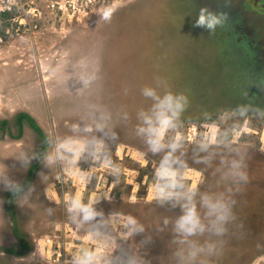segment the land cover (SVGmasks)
I'll return each instance as SVG.
<instances>
[{
	"label": "rangeland",
	"instance_id": "rangeland-1",
	"mask_svg": "<svg viewBox=\"0 0 264 264\" xmlns=\"http://www.w3.org/2000/svg\"><path fill=\"white\" fill-rule=\"evenodd\" d=\"M16 2L0 12V122L8 121L0 123V168L22 190L14 198L0 187V264H52L56 245L65 264H73L82 249L98 252L100 264H126L129 256L136 264H181L177 252L188 245L178 243L172 226L180 209L161 206L152 194L161 154L149 152L135 133L137 111L151 104L141 95L145 86L188 98L177 153L187 161L186 183L203 179L202 191L230 189L235 200L228 233L211 237L217 254L192 264H264V114L242 117L237 111L240 104L264 109L263 78L246 81L243 69L254 73L264 64V0ZM202 6L225 13L224 26L212 33L194 27ZM108 10L114 11L105 20ZM20 112L42 133L18 121ZM97 123L105 124L103 132L95 130ZM67 136L102 137L118 176L88 154L75 167L67 159L48 163L46 156H55ZM202 142L211 145L207 151L200 150ZM237 154L245 155L248 182L227 185L221 161ZM81 173L91 182L84 183ZM69 194L85 201L100 197L96 208L103 215L88 223L73 220L66 212ZM129 215L143 233L126 234L122 223Z\"/></svg>",
	"mask_w": 264,
	"mask_h": 264
},
{
	"label": "clouds",
	"instance_id": "clouds-1",
	"mask_svg": "<svg viewBox=\"0 0 264 264\" xmlns=\"http://www.w3.org/2000/svg\"><path fill=\"white\" fill-rule=\"evenodd\" d=\"M114 10L103 13V18L108 20ZM227 15L223 12L213 11L207 6H202L194 20V27L206 29L209 33L215 32L218 27L224 26ZM93 77L84 81L85 85L91 82ZM141 95L151 101L147 107H141L136 113L138 123L135 126V133L143 139L149 152L153 155L161 154L153 169L152 194L153 199L161 206L165 204L180 209L172 221L173 232L179 238L178 243L187 244L183 251H178L177 256L181 264H192L197 257L202 255L213 256L218 252L217 240L211 237L222 238L229 231V225L236 219L234 214L235 200L229 195L230 189L226 191H202L200 185L204 183L202 179L199 184L191 185L186 183L183 170L188 167L187 161L181 159L177 153L182 149L184 143L183 135L178 131L181 124V115L188 104V98L182 93L172 91L158 92L155 88L145 86L141 89ZM237 111L242 117L249 113L264 114V109L259 106L240 104ZM127 117V113H125ZM78 127V126H74ZM105 124L97 123L95 130L103 132ZM85 132H93V128L86 126ZM169 132L173 135L168 139ZM235 143V141H233ZM211 145L202 142L199 145L201 151H207ZM88 154L91 159L108 168L110 173L118 176L119 168L111 160V156L106 154V144L102 137L92 136L90 139H80L78 137L67 136L56 145L55 156H46L48 163H54L57 158L67 159L72 166H77L79 161ZM197 163H209L207 159L197 160ZM30 163V161H25ZM224 170L221 180L227 185H238L248 182L246 172L245 155L237 154L231 160H222ZM84 183L91 182V176L81 173ZM0 187L2 190L12 193L15 198L22 190L21 183L11 178L6 168H0ZM66 212L73 219L88 223L103 215L96 208L100 202V197H92L85 201L83 195L69 194L65 198ZM2 203V201H0ZM48 214H52V209H48ZM115 218V214H112ZM168 221L165 220V224ZM122 227L127 230L128 235L141 234L144 231L142 224L129 215L122 223ZM209 235L203 243L191 239L197 236ZM73 264H100V254L92 249H82L73 258ZM126 264H136L133 257L127 258ZM203 264V262H202Z\"/></svg>",
	"mask_w": 264,
	"mask_h": 264
},
{
	"label": "built area",
	"instance_id": "built-area-1",
	"mask_svg": "<svg viewBox=\"0 0 264 264\" xmlns=\"http://www.w3.org/2000/svg\"><path fill=\"white\" fill-rule=\"evenodd\" d=\"M16 0H0V12L10 11L16 4ZM36 9L33 8L34 12ZM50 262L52 264H65L64 252L59 246H51L50 249Z\"/></svg>",
	"mask_w": 264,
	"mask_h": 264
},
{
	"label": "flooded vegetation",
	"instance_id": "flooded-vegetation-1",
	"mask_svg": "<svg viewBox=\"0 0 264 264\" xmlns=\"http://www.w3.org/2000/svg\"><path fill=\"white\" fill-rule=\"evenodd\" d=\"M233 39V37H232ZM233 44H234V40H233ZM231 45V44H230ZM235 45V44H234ZM233 47V46H231ZM234 51V50H233ZM240 61H242L240 59ZM264 63V62H263ZM250 66H245L243 67V69L247 70L249 72V75H248V78H246V81L248 80L249 82H253V83H257V82H261L262 81V78H263V81H264V64L263 65H260L258 69H256V71L254 73H252V71L249 69ZM243 76V75H242ZM246 76V75H245ZM244 78V77H243ZM252 85V84H251ZM248 89V88H247ZM248 91L246 90L245 88V98L246 99H250L251 98V94L248 95L247 93Z\"/></svg>",
	"mask_w": 264,
	"mask_h": 264
},
{
	"label": "trees",
	"instance_id": "trees-1",
	"mask_svg": "<svg viewBox=\"0 0 264 264\" xmlns=\"http://www.w3.org/2000/svg\"><path fill=\"white\" fill-rule=\"evenodd\" d=\"M16 118H17V120L20 121V122H22L23 119L27 120L28 123H29L33 128H36V129L38 130L39 134L42 133L41 130L38 128V126L35 125L33 119H32L28 114L23 113V112H20V113L17 114ZM0 123H1V126H2V127H5V125L8 124V121H7V120H2ZM44 138H45V136H44Z\"/></svg>",
	"mask_w": 264,
	"mask_h": 264
}]
</instances>
